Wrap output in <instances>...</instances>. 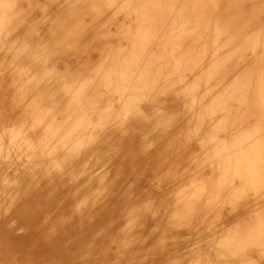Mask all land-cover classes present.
<instances>
[{
    "label": "rangeland",
    "instance_id": "rangeland-1",
    "mask_svg": "<svg viewBox=\"0 0 264 264\" xmlns=\"http://www.w3.org/2000/svg\"><path fill=\"white\" fill-rule=\"evenodd\" d=\"M123 1L125 2L122 4ZM138 1L142 3L139 7L134 6L136 4V0H0V42L2 40V44L0 43V145H4L7 149V145L10 142L8 143L7 141V145H5L6 138L14 132H18L22 136L18 133L17 135L14 133L15 135L13 134V138L14 136H21L29 144L33 142H37L38 144L40 140L44 142L43 140L51 137L53 135L52 132H56L58 127L64 126V122L61 120H59L58 122H47L45 117L43 118L38 116V113L43 106L45 113L47 114L66 115V111L71 110L72 106L78 109L79 105L84 108V104H86L87 107L91 106V108L88 109L96 111L99 105L101 111L106 109L108 114L111 113V115L105 117L102 120L103 122L100 123V125L104 127V129H102L103 133H106L105 136H108L107 133L112 134L114 126L116 124H119L118 115H120V111H124L127 105L123 102L126 101L127 103L126 97L130 94V90L132 89L131 86H133L132 83L136 82L135 80H138L139 78V75H137L136 73H140V75H143L144 73L145 76L148 74L153 79H157L156 81L159 80L158 83L161 87L167 89L166 86H164V84L162 83L171 81L175 78V69L179 67V63H182V65L185 66L187 65L186 67L180 65L182 72L184 71L182 73V76L185 80H183L184 83L188 84L189 81H199L198 89V85H194L195 87L191 86L194 89L192 91L196 92L195 97L198 98L197 102H195V106L192 107V111L195 114H199L202 116V118L208 120L210 114L211 116L215 113L220 114L223 109H227V115L225 117L222 118L216 116L214 118V122L218 129L227 134H231L237 131L236 133H238L240 136H243L245 135V132L248 133L249 131H251L255 125L257 127L255 126L254 129L259 127L258 129L262 131L264 130V106L262 105V103L264 102V98L263 100H260V97L258 95H255L252 97L242 96L244 97L243 100L240 99V96H238V98L237 96H233V99L232 95H234L235 91L230 90V87H232L233 84L236 83V81L237 83L231 89L236 90V87L244 89V81L248 80L249 78H252L253 82L256 81V83H259L260 79L264 80V60L257 63V65H250L248 64V62H246V65H244L245 58L243 59L240 55L243 52L245 53V49L244 46L240 44V41L241 38L245 36L246 32L233 30V26L239 22L240 16L244 14H246L247 16L246 10L243 8V10L240 9L238 11H230L227 13L226 9L221 7V5H224V0H203L206 1L208 5L203 8H201L203 5L196 7V9L200 8L202 11H200L196 15H191L189 13L192 9L191 7H188L187 10L182 9L185 7L181 5L183 3V0H159V5L157 6L158 8L156 7L147 11L145 10L151 5H145L149 4L148 2L151 0ZM105 2L115 3L116 5L114 4V6L120 8L123 5H126V8L128 4V9L126 8V10L129 11V9L131 8L129 11L130 14H128L131 18H128L125 21H121V17H117L116 21L114 22L113 20L109 19L107 15L97 18L92 17L93 14L90 11H105V9L102 7L104 6ZM87 3L89 4V6H86ZM170 3H172L173 6L170 5ZM84 6H86L88 9L85 10L86 8L84 9ZM168 9H170V12ZM36 12H38V14H36ZM140 13H143L145 17L142 15L140 17ZM177 18H179L181 22ZM187 22L188 25L192 24L191 28L189 27V29L188 25H186ZM183 25L187 30L184 29L183 32H180V37L184 38L187 36H194L196 38L195 47H188L184 45L175 46L178 43L173 42L176 40V37L178 35H176L175 32L178 33L179 30L184 27ZM155 29H158V31H155ZM216 29H218V32L216 31ZM262 31L264 32V26L260 29V32L259 30L249 31V35L252 34L253 37L258 36L260 39H262ZM172 34H175V38H173L174 36ZM97 40L109 41V44L115 45L114 48L111 49L115 51L111 54H105L100 50V42L96 44ZM211 42L213 46H211ZM140 43L141 45H139ZM214 43L216 45H214ZM170 45L173 46L170 47ZM210 46L212 47V50H210ZM19 50L22 52H20ZM18 51L20 53H18ZM212 54H214L215 56L217 54L219 59L217 58V56L215 57ZM228 54L230 55V57H226ZM131 55L133 58H131ZM170 55H172L173 57H170ZM223 55H225V57ZM42 56L44 57L40 59ZM209 56H211L212 58L214 56L215 58H213V60H216V58L218 59L215 61V68L214 66H211L210 68L208 67V65L206 67V70H204V67L203 70L201 69V71L199 69L200 58L204 57V59H207ZM31 57H34L35 59ZM124 58L126 62L124 61ZM127 58L129 60H127ZM156 58H158L159 61H157L158 59ZM173 58L176 61L178 60L176 62L177 64L175 63V60ZM187 58L191 61L187 60ZM223 58L227 61H224ZM36 59H39L41 62ZM192 59L194 60V63H192ZM116 60L121 61L115 62ZM221 60H223V62L220 63ZM43 61L45 62L43 63ZM207 61L209 60L207 59L205 62ZM138 62L139 64H137ZM125 63L130 65L134 63V66L132 65V67H134L133 70L136 73H134V71H132L131 69V73L133 72V76L131 75L132 81L128 80L131 83V86L130 83L128 84L127 82L128 86H126L125 83V90L120 91L116 94L121 97L120 99H117L118 101H120L118 102L116 99H114V102H112V107H109L107 109L106 101H104L105 97L115 94V92L118 91L121 87L115 82L111 83V86H108V78L112 74V69L114 70V68H118V66L120 68H118L117 73L129 72L130 70L126 68ZM113 64L118 66H114ZM137 65L138 68H135V66L137 67ZM173 66L175 69L173 68ZM121 68L122 71L120 70ZM26 69L29 70L27 71ZM46 71L48 73H46ZM51 71L52 75L51 73H49ZM144 71H146L147 73H145ZM203 71H205L206 73H203ZM26 72H30L32 74L31 75L30 73H28L30 76V81L29 76L27 78V75H23L27 74ZM200 72L203 73V76L200 75ZM43 73L46 75H44ZM218 73L220 74L218 75ZM158 74L161 76H158ZM33 75H35L34 77H32L34 80L31 78V76ZM142 75L140 77H143ZM164 76H168L172 79L170 80V78ZM199 76H201L203 80L201 79L200 81ZM207 76L209 79H211L210 77H212V79L209 80ZM191 77H193L192 79L194 81L191 79ZM204 77L206 78L204 79ZM235 78H237L236 81ZM63 79L64 81H62ZM231 79H233L234 82ZM226 80L228 83L226 82ZM238 80L243 87L240 85V83H238ZM27 81L29 82V84H27ZM179 81L181 80L179 79ZM222 81L223 83H225L224 85H226V88H224L223 84L221 83ZM22 82H25L26 84H23ZM201 82L204 86L200 84ZM231 82L233 84H231ZM192 84L193 83H191V85ZM217 84L219 85L216 86ZM220 84L222 85L220 86ZM236 85H239L241 87ZM115 86H117V90L115 89ZM209 87H211L212 89H209ZM78 88H81L82 90L80 91V89L78 90ZM205 88L209 90H207L206 93H210L212 97L209 94L208 95L210 97H208L206 94V96L202 94L204 92L202 91V89L205 90ZM214 88H216V90H214ZM221 88L224 89L223 92ZM228 88L229 90H227ZM245 89L243 90V92L245 91L244 93H246ZM218 90L221 94H219ZM66 91H69L68 94H66ZM215 91H217L222 99L218 97V94ZM225 91L227 94L225 93ZM229 91H232L231 95ZM237 91L239 90L237 89ZM71 92L72 95L74 94L73 96L70 94ZM76 92H79L80 95L78 94L76 96ZM40 93H44V97L42 98L43 101L40 103L36 99L35 101H33L32 95H40L41 97V95L43 94ZM74 96L76 98L72 100L71 97ZM229 98L233 99L232 103H230ZM75 99L78 101L80 100V103ZM200 102L202 103L201 105ZM208 102H212L209 103L211 106L213 105L212 108L208 105ZM78 103L79 105L77 106ZM204 105L206 106L205 108L202 107ZM216 105H218V108ZM168 106V103H163L161 106L160 104H157L152 109V114L148 117H158V115H160L162 111L165 110V108H168ZM207 107L209 108L207 109ZM147 108L148 107H143L139 116L140 118L146 117L147 113L145 109ZM215 108H217V110ZM30 109H35V111L31 112ZM189 112L191 113V110ZM205 112L206 115L209 114L208 112H210V114L206 116ZM229 114V119H227V116ZM193 119L194 118L192 116L189 117V120H191V122L193 121ZM216 120L218 122H216ZM81 121L82 124H86L87 119L84 118ZM119 130L120 129H118L117 132H114L113 136L110 135L106 139L99 140V138H97L91 145L92 149L90 151L87 150L84 156L80 158L78 157L79 159L77 161L80 162L78 164L75 163L74 165H71L70 169L62 170V173H57L52 170L50 163L45 158L44 172L41 171L40 173H37L41 161H37L36 158L45 156L43 155L44 152L42 151L43 146H39L35 150L28 149L26 153L27 156L29 155V158L26 156V153L24 154V152L19 151V149L18 151L12 152V154H14V164L10 165L11 167L9 168H11V171L14 172V174L16 173V171L20 173L29 172L30 175L35 174V176L33 177L34 179L31 176L28 179L30 181V184L37 185L44 182V189H46L47 192L56 191L59 194L58 197L61 196L60 199H57L59 201L53 204V209L56 212H59L55 214V217H53V214H45V209L43 219L39 217V214L37 215L36 213L34 216L33 212L28 210V222H32L35 226V229L38 227V230L44 227V236L51 237L50 231L58 228V225L63 221V218H61V216L64 213L62 212L61 208L67 207L69 205L71 206L70 208H72L70 211H64L65 218L69 215L72 216L76 214V203L78 201H75V198L73 197L75 193L73 191L79 186L81 188H79V190L82 193H85V190H88L86 195H84V198L90 202H97L99 200L96 199L97 195L95 194V192L102 193L97 205H103L106 202V206L109 207L110 211L106 209L107 212L105 213L108 215L112 214L110 218H119L120 212H122L124 209H127V206H129L130 210H135L134 216L132 218L135 223L132 224L136 225L139 221L142 222L145 218L144 215L147 216V213L137 211V205H124L121 209L119 206H117V204L114 205L113 202L109 203L108 200L106 201V199L108 198V196L112 195L119 196V190L122 189L123 185H129L131 183H133L138 188L152 186L151 189L155 190L154 187H157L156 178L164 175H175L177 177L179 176L182 181H180L178 183L179 186H177L178 188L180 187L183 190H185L187 188V185L190 184V190L195 185L199 187V184L200 186H202L203 184V186L209 187V198H207L206 196L205 199H200L199 201L192 199L187 200L190 203L194 202V205H188L191 206L192 210L194 211V215L198 217L205 212L202 210V206L200 204L201 200H207L214 197H220L222 199L221 204L219 203V205L216 206L214 214L208 217L209 223L216 222L215 224L210 225L223 224L224 226L222 227H226L221 230L220 235L217 236L218 238L216 237L217 239L221 240L223 238H226V236L229 234V236H227L229 239L236 238L237 242H243L244 237V239H246L252 231V233H254V231H258V229L261 228L259 227L260 225H262L261 222L264 224V170H261V173H258L257 178L253 179V181L255 182H251L252 180L244 178L243 176L241 177L242 180L236 179L235 182L234 179H231L230 172L228 176L227 172L225 174L224 171L219 168L221 167V165H219L218 163V157H216L215 154L216 151L212 149V146L208 148L205 144L202 143H199V146L193 140L192 136L189 137V142L192 141V145H197L199 147L197 151L193 147H186L180 150L172 148L169 153L167 152V155L164 156L165 160L163 162H165L167 159L168 160L164 164H162L163 162L157 161V157L155 156V154L151 156L138 154L136 148L132 150L131 146L126 149L123 146V143L124 141L126 142V138L128 137H126V132L124 133L122 130ZM241 130L244 133L241 132ZM202 131L203 127L197 126L192 135L202 133ZM240 132L242 135L240 134ZM2 138V141H5L4 144H2L3 142L1 143ZM111 143L116 145L112 146L111 150H107L108 154L100 157V154H102L101 152L105 151V147L111 145ZM6 149L2 147V149L0 148V151L3 152ZM91 154H99V159L97 160L96 164L100 167L108 164L113 159L114 161H117V163H115L117 166L122 162L130 163L129 167L127 168L130 173L128 175L129 178L125 181H122L118 179V177L121 175L120 174L117 176V178H113L114 181L106 178L104 179V181H97L98 184L97 182H95L90 187H82V185H80L78 182L84 174H87V170L83 174V164L84 161H86V158L91 156ZM50 156L54 157L52 154H50ZM228 156L229 155H224L225 158H227ZM55 157H60V154L56 153ZM214 157H216V159ZM19 159L22 161L27 160L28 164L21 165L20 168H17L16 163H18ZM29 161L33 162L30 163ZM217 163L218 167L216 166ZM216 167L218 170L216 169ZM4 168V163H0L1 172L5 171L6 168ZM117 170L119 169H116L115 171L112 170L110 175ZM141 171V176H143L144 174H148L146 177L149 178L147 183H142L143 180H139V175L133 174V172H138L140 174ZM69 174H71L72 176L70 175L69 177ZM219 174H222L221 176L223 178L226 177L225 181H229L230 179L234 182L231 183L229 181L230 183L224 184H222V182L221 184H218L217 182V184H215L216 180H219V177H221ZM3 175L4 174L2 173L0 182L1 180H3ZM260 177L262 178V180ZM221 180L223 181L222 178ZM185 181H188L190 183H186ZM260 181L263 185L260 183ZM136 183L138 184L136 185ZM234 183L236 187H238L237 184H242L243 187L242 185L239 187H242L243 189L241 188L240 190L239 187L236 188ZM15 185L17 184H14V187ZM75 185H77V188H74ZM169 185H172V183L166 184V182L163 181L158 186L160 189H163L165 191V194H161L157 190H155V192H159L162 197L168 196L167 192L170 191ZM217 187H219V189H217ZM231 187L233 189H231ZM33 188L34 187H32L31 189ZM54 188L58 189L55 190ZM96 188H99V190H97ZM251 188H253V190ZM31 189H29L30 193H32ZM100 189L102 190L101 192ZM202 190L207 192L206 189ZM159 194L155 193V201L157 198L160 199ZM116 198L118 199L119 197ZM226 198L229 201L225 202ZM48 200L49 199L45 198L44 196V207L47 206L46 202ZM1 201L5 207L7 205V201L9 200L2 199ZM222 202H224L225 206ZM2 203H0V205H2ZM213 207L207 211L212 210ZM218 209H220L219 213ZM162 211L165 215L168 214L166 207H163ZM223 212H227V214L230 215L229 219L222 218L224 219L222 220L216 218L217 214H219L221 217ZM232 217H236L235 220L231 221L230 218ZM242 217L246 218L239 219ZM259 221L260 224H258ZM256 224H258L259 226ZM9 225L14 228L13 232L16 234L29 233V227L31 226L30 225L28 227L26 225L25 227H20L19 225L13 223ZM195 226L196 225H194V227ZM251 228L253 230L250 232ZM189 229L192 228L189 227ZM225 229L227 230L226 233L223 232L225 231ZM256 233L257 232H255V234ZM240 237H242L241 240H239ZM256 255L259 259L262 260H260L261 263L264 264V251H258Z\"/></svg>",
    "mask_w": 264,
    "mask_h": 264
},
{
    "label": "bare ground",
    "instance_id": "bare-ground-1",
    "mask_svg": "<svg viewBox=\"0 0 264 264\" xmlns=\"http://www.w3.org/2000/svg\"><path fill=\"white\" fill-rule=\"evenodd\" d=\"M124 2L125 1H123L122 4ZM148 3L149 4L145 6H148V5H151V6L148 7L145 11L156 8L159 5V0H151ZM114 4L115 3L105 2L104 6H102L105 9V11H102V12L90 11L93 14V16L92 14L91 16L97 18L100 16L107 15L109 19L113 20L114 22L116 21L117 17H121L120 19L121 21H125L128 18H131L128 15L130 14L129 11L131 8L129 9V11L126 10V8L128 7V4L126 8H125L126 5H123L120 8V7H115ZM141 4L142 3L136 0V4L134 6L139 7ZM87 5L89 6L88 3L86 4V6ZM170 5H172V3H170ZM181 5L185 6L184 8H182L183 10H187L188 7H191L192 9L189 13L191 15L192 14L196 15L197 13L202 11L200 8L196 9V7L203 5L201 7L203 8V7H206V5L208 4L206 1H203V0H183V3ZM86 6H84V9L86 8L85 10L88 9ZM221 7L226 9L227 13L230 11H238L240 9L243 10V8L246 10L247 16L246 14L241 15L239 22L233 26V30L246 32L245 36L242 37L240 41V44L244 46L245 53L243 52L240 56L243 59L245 58L244 65H246V62H248V64L250 65H257V63L262 62L264 60V32L262 31L263 38L260 39L258 36L253 37L252 34L249 35V31L259 30L260 32V29L264 26V0H224V5H221ZM168 10L170 12V9ZM143 13L142 14L140 13V17L141 15L144 16ZM36 14H38V12H36ZM177 19L179 20V18ZM179 21L181 22V20ZM186 25H188V22L186 23ZM191 26L192 24L188 25V29L189 27L191 28ZM43 29H44V25H43ZM158 29H155V31H158ZM184 29H186L185 26L181 30H179L178 33L175 32L176 35L178 34L176 37V40L173 41V42H178L175 46L184 45L188 47H195L196 38L194 36H187L184 38L180 37L181 36L180 32H183ZM217 30L218 29H216V31ZM175 34L174 35L172 34L174 36L173 38H175ZM99 42H100V50L104 52L105 54H111L112 52L115 51V50H111L112 48H114L115 45L109 44V41L97 40L96 44H98ZM0 43L2 44V40ZM139 45H141V43ZM214 45L216 44L214 43ZM172 46L173 45H170V47ZM211 46H213L212 42H211ZM210 50H212V47ZM19 51L18 53L22 52V51L20 52ZM214 56L213 58H215L216 56L218 58L217 54L215 57ZM223 56L225 57V55ZM228 56L230 57L229 54L226 57ZM43 57L44 56H42L40 59H42ZM170 57H173V56L170 55ZM31 58H34V57H31ZM131 58H133L132 55H131ZM213 58L209 56L207 58L209 61L205 62L207 59L205 58L206 59L205 60L204 57H201L199 69L203 70V68L205 67L204 70H206L207 69L206 67L208 65H209L208 67L210 68L211 66H214L215 68V65H214L216 64L215 61L218 60L219 58L218 59L216 58V60H213ZM36 60H39V59H36ZM127 60L129 59L127 58ZM187 60L191 61L188 58ZM223 60H221L220 63L223 62ZM118 61H121V60H118ZM118 61L116 60L115 62H118ZM124 61H125V58H124ZM157 61H159V59ZM177 61L175 60V63ZM44 62L45 61H43V63ZM192 63H194V60ZM125 64H126V68L130 70L129 72H126V73L121 72L122 68L120 69L121 71H119L121 73H117L118 68L120 67L118 65L113 64L114 66H118V68L115 67L114 70L112 69V74L108 78V81H107L108 86H111V83L115 82L117 85H120L121 87L118 91L115 92V94L105 97L104 101H106L107 109L109 107L110 108L112 107V102H114V99L117 100L121 98L119 95H116V94L120 91L125 90L126 88L124 87L125 83H126V86H128L127 82L128 84L130 83L128 80L132 81L133 72L131 73V69L132 71H134L133 70L134 67H132L134 63H132V65L127 64V63ZM137 64H139V62ZM180 65L184 67L187 66V65L186 66L182 65V63L181 64L179 63V67L177 69H175L173 66V68L175 69V78L173 80H171L172 78L168 76H164V77L170 78L171 80V81L164 80L166 82L162 83L164 84V86H166L167 89L160 86V84L158 83L159 80L156 81L157 79L156 80L153 79L148 74L145 76L144 73L143 75L141 74L143 77H140L141 76L140 73L138 74L134 71V73L139 75V78L138 80H135L136 82L132 83L133 86H131V83H130V86L132 87V89L130 90V94L126 97L127 103L126 101L123 102L127 104L126 108L124 109V111H120V115H118L119 124H116L114 126L112 130V134L107 133L108 136L110 135L113 136L114 132H117L118 129L122 130L124 133L126 132V137L128 138H126V142L124 141L123 143V146L126 149L129 148V146H131L132 150L136 148L138 154H144L145 156H151L155 154L158 162H163L165 160L164 156L167 155V152L169 153V151L172 148L180 150L186 147H193L197 151L199 147L197 145H192V141L189 142V137L192 136L193 140L199 146H200L199 143L205 144L208 148L212 146V149L216 151V153L215 152L214 153L216 154V157H218V163L219 165H221V167L219 168H221V170H223L225 174L227 172L228 176L230 172L231 179H234L235 181L236 179H241V177L243 176L244 178H248L252 180L251 182H255L253 181V179L257 178L258 173L261 170H264V132H263L264 130L262 131L258 129L259 127L254 129V127L256 126L255 125L253 129L249 131L248 133L247 132L244 133L241 130V132L245 134L243 135L244 137L236 133L237 131L231 134L229 133L227 134V133L220 131L214 122L215 121L214 118L216 116H219L222 118L225 117L227 115V109L224 110L223 108H221L223 109V111H221L220 114L215 113L212 116L210 112H208L210 114L208 120L202 118V116L199 114H195L192 111L193 109L192 107L195 106V102H197L198 98L195 97L196 92L192 91L194 90L192 87L194 85L195 86L198 85L199 81H194L192 79L194 77L193 75L191 79L194 82L189 81L188 84L184 83L185 80H184V77L182 76V73L184 71L182 72ZM135 68H138V65L137 67L135 66ZM47 71L46 73H48ZM144 72L147 73L146 71ZM204 72L205 71H203V73ZM234 72H237V71H234ZM28 73L23 74V75L24 76L27 75V78H28L29 76ZM49 73H51L52 75V71ZM203 73L200 72V75H202ZM219 74L220 73H218V75ZM161 75L158 74V76H161ZM34 76L35 75L31 76V78ZM199 77L201 81L202 78L201 76ZM205 78L206 77H204V79ZM210 78L212 79V77ZM179 79L181 81H179ZM236 79L237 78H235V81ZM29 81H30V76H29ZM62 81H64V79ZM223 81L221 83L223 84L224 88H226V85H224L225 83H223ZM259 81H260L259 83H256V81L253 82L252 78L245 80L243 85L245 86L244 89L246 88L245 89L246 93H244L245 91L243 92L244 89L242 88L236 87L239 91H237V89L236 90L231 89L232 87H234L237 81L235 84L231 82L233 86L230 87V90L235 91L234 95H232V98L233 96L235 97L237 96V98L238 96H240V99L243 100L244 97H247V96L252 97V96L258 95L260 97V100H263L264 80L260 79ZM31 83H32V80H31ZM191 83L193 84L191 85ZM238 83H240L239 80H238ZM23 84H26V83L24 82ZM27 84H29L28 81H27ZM200 84H202V82ZM222 84H220V86ZM218 85L219 84H217L216 86ZM240 85L242 86L241 83ZM236 86H239V85H236ZM198 87L199 85L197 86V89ZM116 88L117 86H115V89ZM212 88L209 87V89H212ZM216 88H214V90H216ZM222 88L221 90L223 92L224 89ZM79 89L80 91L82 90L81 88H78V90ZM207 90H208L207 88H205V90L202 89V91H204L202 94L203 95L206 94L208 97L210 96L212 97L210 93H206ZM227 90H229V88ZM69 91H66V94H68ZM72 92H75V91H72ZM72 92L70 93L71 95H72ZM215 92L217 93V91ZM231 93L232 91L230 92V95ZM40 94H43V95H41V97L40 95L39 96L32 95L33 101H35L36 99L39 101V103L42 102L44 93H40ZM78 94L80 95V93L78 92L76 96ZM219 94L221 93L219 92ZM219 94H218V97L221 98ZM74 98L76 97L75 96L71 97L72 100H74ZM223 99H224V96H223ZM233 99H230V103H232ZM76 101L79 102L80 100L79 101L76 100ZM183 101H186V102H183ZM212 102H208V105L211 106L209 103H212ZM79 103L77 104V106L79 105ZM163 103H168L169 105L168 108H165V110H163L162 113L158 115V117L156 118L148 117L152 114L153 112L152 109L157 104H160L161 106ZM263 103L262 105L264 106ZM201 104L202 103L200 102V105ZM216 106L218 108V105ZM143 107H148L147 109H145L147 115L145 118H140L139 116L141 114V110L143 109ZM202 107L205 108L206 106L204 105ZM88 108H91V106L87 107L86 104H84V108H82L79 105L78 109L72 106L71 110L66 111L67 113L66 115H63V114L57 115V114L45 113L44 106H43L40 109L38 116L43 117V118L45 117L47 122H50V121L58 122L59 120H61L64 122V126L58 127L56 132H52L53 135L51 137L43 140L44 142L40 140L38 144L37 142H33L29 144L24 138L21 137L22 135L18 132L17 133L20 134L21 136L20 137L14 136L15 138L14 139L13 134L15 133L17 135V133L14 132L13 134L7 136L6 142L4 141L5 145H7V141L8 143L10 142L7 145V149L4 145L3 146L0 145L1 149L2 147L6 149L5 151H3L4 153L0 151V163L3 162L4 167L6 168V169L4 168L5 169L4 172L0 171V179H1L2 173L4 174L3 180H1V182L2 181L3 182L2 183L0 182L1 183L0 201L2 199L9 200L7 201V205L5 207L2 201L0 202L3 205V208H2V205H0V264H262L261 263L262 260L259 259L256 254L258 251L259 252L264 251V224L261 222L262 225L259 226L258 225L260 224V221H259V223L256 225H258L261 228H259L258 231H254V233H252L253 229L251 228L250 229V232L252 231L251 234L249 233L250 235L248 234L249 236L246 239H244L245 238L244 237L243 242H237L236 238L229 239L227 237L229 236V234L226 236V238H223L221 240L217 239L218 238L217 236L220 235L221 230L226 227L223 228L222 226L224 225L218 224V223H217L218 225H210V224H215L216 222L209 223L208 217L214 214V210L216 206H218L219 203L221 204L222 199L220 197L218 198L214 197V198L207 199V200H201L200 204L202 206V210L205 212L201 214L199 217L194 215L193 213L194 211L192 210L191 206L188 205V204L194 205L193 204L194 202L190 203L187 200L192 199V200L199 201L200 199H205L206 196L207 198H209L208 197V195H210L209 187L203 186V184L200 182L202 186H200V184H199V187H197V185L195 186L193 185L194 187H192V189L190 190V187H191L190 186L191 184H190V185H187V188L185 190H183L180 187L178 188L179 186L178 183L182 181V179L179 176L177 177L175 175H164V176L156 178L158 188L157 187H154V188L155 190L159 191L161 194H165V191L163 189H160L158 185L162 183L163 181H165L166 184L172 183V185H169L170 193L167 192L168 196L162 197L159 194V192H155V190L151 189L152 186H148L145 188L144 187L138 188L133 183L129 185H123L122 189L119 190V196L118 195L108 196L106 201L108 200L109 203L113 202L114 205L117 204V206H119L121 209L124 205L135 204L137 205V211L147 213V216L144 215L145 217L144 220L142 222L139 221L136 225L132 224V223H135V221L132 220L135 210H130L129 206H127V209H124L122 212H120V217L118 216L119 218L112 219L110 218L112 214L108 215L105 213L107 212V210H109V207L106 206V202L103 205H99V204L97 205L102 193L95 192V194L97 195L96 199L97 200L99 199V200L97 202L96 201L90 202L84 198V195H86L88 190H85V193H82L79 190L80 186L77 188V185H75L74 188H77V189L73 191L75 193L73 197L75 198V201L76 200L78 201L76 203L77 205L76 214L72 216L69 215L65 218L66 210L70 211L72 208H70L71 207L70 205L67 207L61 208L62 212L64 213L61 216V218H63V221L58 225V228L50 231L51 237L44 236V227H42L40 230H38V227L35 229L34 224L32 222H28L27 213L29 211H32L34 216L37 213V215L39 214V217L43 219L44 209H45L46 210L45 214H53V217H55V214L59 212H56L53 209V204H55V202H58L59 200L57 199H60L61 196L58 197L59 194L56 191L47 192L46 189H44V182L42 184L39 183L37 185L30 184V181L28 179L30 178V176L33 178L35 174L30 175L29 172L20 173L18 171H16V173L14 174V172L11 171V168H9L11 167L10 165L14 164L13 163L14 154H12V152L18 151L19 149V151H23L25 154L26 151H28V149L35 150L37 149V147L43 146L42 151L44 153L42 151L41 152L45 156L36 158L37 161H41V164L39 166L37 173H40L41 171L44 172V158L50 163L52 170H54L57 173H62V170L70 169L71 165H74L75 163L78 164L80 162V161L78 162L77 160L80 157L84 156L87 150L90 151L92 149L91 145L97 138H99V140L108 138V136H105L106 133H103L102 129H104V127L101 126L100 123L103 122L102 120L105 117L111 115V113L108 114L106 109L101 111V108L99 105L96 111H93L92 109L90 110ZM208 108L209 107H207V109ZM217 108L215 109L217 110ZM215 109H212V110H215ZM190 110H191V113L189 112ZM30 111L34 112L35 109H32V110L30 109ZM230 114L227 116V119H229ZM205 115H206V112H205ZM191 116L194 118L192 122L191 120H189V117ZM84 118L87 119V121H86V124L83 123L84 124L83 125L81 120ZM216 122L218 121L216 120ZM197 126L203 127L202 133H197V134L192 135V133H194V130ZM2 140L3 138L1 139V143L3 142ZM4 142L2 144H4ZM114 145L116 144L111 143V145L106 146L105 151L101 152L102 154H100V157H103L106 154H108L107 150L108 151L111 150L112 146ZM56 153H59L60 157H55ZM50 154H52L54 157L50 156ZM98 155L99 154L97 155L91 154V156L86 158V161H84L83 174L85 173L86 170H87V174H84L79 179V182H78L80 185H82V187L84 186L90 187L93 183L97 181L99 182L104 181V179L106 178H109L111 179V181H114L113 178H117V176L120 174L121 175L118 177V179L122 181H125L129 178L128 175L130 173L127 170V168L129 167L130 163L122 162L120 165L117 166L115 164L117 163V161H114L113 159L108 164H105L104 166L100 167V166H97L96 164L97 160L99 159ZM224 155H229V156L225 158L226 156L224 157ZM26 156H27V153H26ZM27 157L29 158V155ZM216 157L214 158L216 159ZM20 159L18 163H16L17 168H20L21 165L28 164L27 160L22 161ZM165 162H163L162 164H164ZM218 163L216 164L217 167H218ZM116 169H119V170H117L116 172L110 175L112 170L115 171ZM263 172H262V175H263ZM133 174L139 175V180L140 181L143 180L142 183L143 182L147 183L149 180V178H146L148 174H144L143 176H141L142 171L140 172V174L138 172H133ZM70 175L71 174H69L68 176L70 177ZM219 178H218L219 180H216L215 184H217V182L218 184H221V182L222 184L234 182L230 180L229 178L228 179L230 182L225 181L226 177L223 178L221 176ZM221 178L223 179V181L221 180ZM185 182L190 183L188 181H185ZM263 182H264V179H263ZM260 183L262 184L261 181ZM14 184H17V185H15L14 187ZM137 184L138 183H136V185ZM241 185L237 184L238 187ZM262 185H259V186H262ZM32 187L34 188L31 189ZM242 187H239L240 190ZM1 188H4V189H1ZM29 189L32 190V193H30ZM54 189L57 190L58 188H54ZM96 189L99 190V188H96ZM202 189L204 190L206 189L207 192L203 191ZM217 189H219V187H217ZM231 189L233 188L231 187ZM251 189L253 190V188ZM101 191L102 190L100 189V192ZM251 192H254V191H251ZM155 193L159 194L160 196V199L157 198L156 201L154 200ZM244 194H248V193H244ZM44 196L45 198L49 199L46 202L47 206L45 207H44ZM116 197H119V198L117 199ZM226 201H229V200H227L226 198L225 202ZM222 203L224 205V202ZM163 207L167 208V211H168L167 215L163 213L162 211ZM212 207H213L212 210L207 211ZM219 211L220 209H218V213ZM229 216L230 215L227 214V212H223L221 217L219 214H217L216 218L229 219ZM235 218L236 217H232L230 218V220L231 221L235 220ZM243 218H246V217H242L239 219H243ZM11 223L19 225L20 227H25L26 225L29 227L31 225L29 227V233H26V234L25 233L23 234L14 233L13 232L14 228L11 225H9ZM194 225L196 226L194 227ZM189 227H191L192 229H189ZM223 232L226 233L227 230L225 229V231ZM255 232L257 233L255 234ZM241 239L242 237H240L239 240Z\"/></svg>",
    "mask_w": 264,
    "mask_h": 264
}]
</instances>
